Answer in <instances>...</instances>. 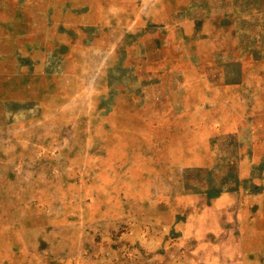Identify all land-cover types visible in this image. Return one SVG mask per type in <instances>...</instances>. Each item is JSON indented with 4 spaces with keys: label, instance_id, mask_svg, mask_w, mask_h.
<instances>
[{
    "label": "rangeland",
    "instance_id": "rangeland-1",
    "mask_svg": "<svg viewBox=\"0 0 264 264\" xmlns=\"http://www.w3.org/2000/svg\"><path fill=\"white\" fill-rule=\"evenodd\" d=\"M0 264H264V0H0Z\"/></svg>",
    "mask_w": 264,
    "mask_h": 264
},
{
    "label": "crops",
    "instance_id": "crops-1",
    "mask_svg": "<svg viewBox=\"0 0 264 264\" xmlns=\"http://www.w3.org/2000/svg\"><path fill=\"white\" fill-rule=\"evenodd\" d=\"M205 194L207 195V197H205L207 200H208V202H209V204H211L212 205V203H214L215 202V200H218L219 198H220V196H222V195H220V194H218V193H214V194H212V193H210V192H208V191H205ZM204 194V195H205ZM254 195H252V196H250V200H251V205L253 204V203H256V200H257V198H254L253 197ZM201 198V197H200ZM202 199V198H201ZM204 199V198H203ZM202 199V200H203ZM214 205V207L218 210V209H225V208H228L229 206H227V205H223V207H221V205L220 204H213Z\"/></svg>",
    "mask_w": 264,
    "mask_h": 264
}]
</instances>
